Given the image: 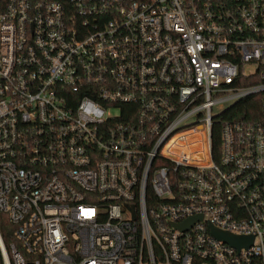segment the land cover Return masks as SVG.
Listing matches in <instances>:
<instances>
[{
	"label": "built area",
	"instance_id": "1",
	"mask_svg": "<svg viewBox=\"0 0 264 264\" xmlns=\"http://www.w3.org/2000/svg\"><path fill=\"white\" fill-rule=\"evenodd\" d=\"M0 213V264H264V0H0Z\"/></svg>",
	"mask_w": 264,
	"mask_h": 264
},
{
	"label": "trees",
	"instance_id": "2",
	"mask_svg": "<svg viewBox=\"0 0 264 264\" xmlns=\"http://www.w3.org/2000/svg\"><path fill=\"white\" fill-rule=\"evenodd\" d=\"M260 102L258 96L249 98L247 101L241 102L236 106L232 107L226 111L220 122L216 123L214 132H213V141H214V155L215 158L219 157L220 153V133H221V124L224 120H251L256 118ZM256 114V115H255ZM0 231L3 236L5 243L8 245L12 240V231L13 225H11L9 218L0 213Z\"/></svg>",
	"mask_w": 264,
	"mask_h": 264
},
{
	"label": "water",
	"instance_id": "3",
	"mask_svg": "<svg viewBox=\"0 0 264 264\" xmlns=\"http://www.w3.org/2000/svg\"><path fill=\"white\" fill-rule=\"evenodd\" d=\"M194 221H189L184 227H181L183 229L189 228ZM213 235L218 239L225 243L230 244L231 246L237 248L240 250L242 247H249L253 243V238H240L236 237L234 235L221 232L215 228H212Z\"/></svg>",
	"mask_w": 264,
	"mask_h": 264
},
{
	"label": "rangeland",
	"instance_id": "4",
	"mask_svg": "<svg viewBox=\"0 0 264 264\" xmlns=\"http://www.w3.org/2000/svg\"><path fill=\"white\" fill-rule=\"evenodd\" d=\"M193 140V137L192 136H189L188 138H187V141L188 142H191Z\"/></svg>",
	"mask_w": 264,
	"mask_h": 264
}]
</instances>
